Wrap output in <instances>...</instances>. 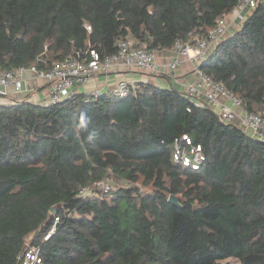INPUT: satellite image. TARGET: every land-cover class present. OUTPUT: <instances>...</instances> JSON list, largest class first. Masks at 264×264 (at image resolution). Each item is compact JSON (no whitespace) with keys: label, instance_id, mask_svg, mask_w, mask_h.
Listing matches in <instances>:
<instances>
[{"label":"trees","instance_id":"16d2710c","mask_svg":"<svg viewBox=\"0 0 264 264\" xmlns=\"http://www.w3.org/2000/svg\"><path fill=\"white\" fill-rule=\"evenodd\" d=\"M237 1L0 0V70L44 68L76 48L104 55L127 36L148 49L194 43ZM201 68L264 109V0ZM183 134L201 147L198 168L172 158ZM104 176L130 184L77 195ZM53 205L60 233L43 240ZM30 234L44 264H264V142L150 81L123 97L0 104V264H20Z\"/></svg>","mask_w":264,"mask_h":264},{"label":"built area","instance_id":"2783aa9c","mask_svg":"<svg viewBox=\"0 0 264 264\" xmlns=\"http://www.w3.org/2000/svg\"><path fill=\"white\" fill-rule=\"evenodd\" d=\"M260 1L262 0H238L229 13L218 16L208 32L201 37L197 36L194 43L176 40L172 46L174 55L162 62H157L155 58L159 48L148 49L144 44H138L134 38L127 36L118 39L115 50L104 55H100L93 48H76L72 53L44 68L30 64L0 70V85L11 86L15 93L21 92L24 90L25 74L31 73L32 76L45 81L47 93L40 104L48 106L62 101L76 92L84 94V101L102 93L123 97L130 92L132 82L124 78L117 79L113 85L104 90L99 85H88L90 79L95 78L97 74H104V86L108 84L109 72L115 70L167 76L181 84L183 90L180 89V91L192 105L216 107L215 110L221 121L235 123L247 133L264 142V109L248 110L243 106L241 99L233 95L222 81L215 79L201 68V63L211 50L227 36L228 29L233 27V23H236L238 29ZM85 28L88 32L91 31L89 24H85ZM183 60L191 63L194 75V79L191 81H182L175 74V70ZM223 99H228L230 105ZM15 102L17 101L10 103ZM10 103L0 102V104ZM190 108L191 105L186 106V110H190ZM172 150V158L175 162L192 168H198L204 160L200 145L193 143L187 134L173 139ZM111 182L110 176H104L91 184L79 187L77 195L80 197L100 196L111 190ZM122 184L128 186L130 183L122 181ZM70 215L72 214L70 213ZM59 221L60 215L56 205H53L48 212L47 229L42 235L43 240L60 233ZM31 236V234L27 236L28 240H25L24 247L19 253L20 264H44L39 253V246L30 242Z\"/></svg>","mask_w":264,"mask_h":264},{"label":"crops","instance_id":"0c3cea01","mask_svg":"<svg viewBox=\"0 0 264 264\" xmlns=\"http://www.w3.org/2000/svg\"><path fill=\"white\" fill-rule=\"evenodd\" d=\"M234 30L237 28L230 27L228 29V35L233 33ZM231 31V32H230ZM174 55L172 48L166 49L162 48L156 52V60L157 62H162L168 60L171 56ZM137 73L140 72H133L127 70H115L111 71L108 74V84L104 86L103 80L105 79L104 74H97L95 78L90 79L88 85H99L104 89H107L111 85L115 83L117 79L124 78L129 80L130 82L136 81H150L154 82L155 84L159 85L163 88L174 87L178 90H183L181 84L176 83L170 77L167 76H158L148 74V78L144 76H139ZM175 74L180 77L182 81H191L194 79V75L192 73V66L189 61L183 60L175 70ZM25 81H23L24 90L18 93L12 91L11 86H2L0 85V102L3 103H10L13 101H30L34 103H40L44 95L47 93V85L44 80L40 78H36L32 76L31 73H26ZM223 101L230 105V101L228 99H223ZM204 102V100H203ZM216 109V107H214Z\"/></svg>","mask_w":264,"mask_h":264},{"label":"rangeland","instance_id":"374dc122","mask_svg":"<svg viewBox=\"0 0 264 264\" xmlns=\"http://www.w3.org/2000/svg\"><path fill=\"white\" fill-rule=\"evenodd\" d=\"M238 23V22H237ZM237 25H236V23L234 22L233 23V29L234 28H237L236 27ZM235 31V30H234ZM231 32V31H230ZM227 35H228V33H227ZM139 76H144V77H146V78H148L149 76L147 75V73H137ZM112 179V178H111ZM120 184H122V181L120 180V179H117V178H113L112 179V182H111V190H112V188L114 189L117 185H120ZM137 185L140 187V189L141 190H149L150 189V187L149 186H146V185H142L140 182L139 183H137ZM26 240H28V237L26 238ZM222 262H226L227 264H240L239 263V261L235 258V257H228V258H226V259H224V260H222Z\"/></svg>","mask_w":264,"mask_h":264},{"label":"water","instance_id":"95a60500","mask_svg":"<svg viewBox=\"0 0 264 264\" xmlns=\"http://www.w3.org/2000/svg\"><path fill=\"white\" fill-rule=\"evenodd\" d=\"M119 15H120V13H119ZM168 201L174 205H179V202L177 201V198L174 194H170L168 196Z\"/></svg>","mask_w":264,"mask_h":264}]
</instances>
